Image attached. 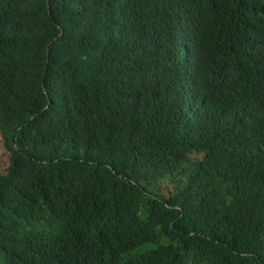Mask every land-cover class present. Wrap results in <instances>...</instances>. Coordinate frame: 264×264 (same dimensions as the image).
<instances>
[{
  "label": "trees",
  "instance_id": "16d2710c",
  "mask_svg": "<svg viewBox=\"0 0 264 264\" xmlns=\"http://www.w3.org/2000/svg\"><path fill=\"white\" fill-rule=\"evenodd\" d=\"M0 264H264V0H0Z\"/></svg>",
  "mask_w": 264,
  "mask_h": 264
},
{
  "label": "rangeland",
  "instance_id": "374dc122",
  "mask_svg": "<svg viewBox=\"0 0 264 264\" xmlns=\"http://www.w3.org/2000/svg\"><path fill=\"white\" fill-rule=\"evenodd\" d=\"M0 142H2L1 138H0ZM2 148L5 150V152L0 149V166L2 167L4 166L7 169L10 166V161H11V158H8V154L10 156L11 154L6 150L4 145L2 146Z\"/></svg>",
  "mask_w": 264,
  "mask_h": 264
}]
</instances>
